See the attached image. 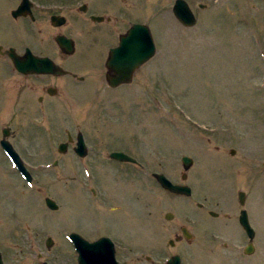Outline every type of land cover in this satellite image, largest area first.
Segmentation results:
<instances>
[{
  "label": "rangeland",
  "instance_id": "1",
  "mask_svg": "<svg viewBox=\"0 0 264 264\" xmlns=\"http://www.w3.org/2000/svg\"><path fill=\"white\" fill-rule=\"evenodd\" d=\"M186 1L193 27L176 19L175 0H139L157 52L132 85L93 90L79 106L58 104L46 114L16 108L14 122L3 124L33 175L28 183L0 151L5 264H77L71 232L90 241L111 237L120 264H167L175 254L182 264H264V0ZM19 2L0 0V26L13 23ZM9 111L0 110V122ZM78 131L89 146L85 157L73 150ZM68 132L73 141L61 153ZM116 150L139 164L112 159ZM185 155L193 159L186 172ZM154 172L192 194L169 192ZM239 191L256 232L251 254L237 223L220 230L225 212L238 217Z\"/></svg>",
  "mask_w": 264,
  "mask_h": 264
},
{
  "label": "flooded vegetation",
  "instance_id": "2",
  "mask_svg": "<svg viewBox=\"0 0 264 264\" xmlns=\"http://www.w3.org/2000/svg\"><path fill=\"white\" fill-rule=\"evenodd\" d=\"M22 1L11 11L13 23L9 28L0 26V110L10 107L0 122V151L4 153V140L19 151L9 139L13 135L11 126L3 125L14 122L16 108L36 107L46 114L49 107L58 104L77 107L93 90L123 91L135 82L143 67L135 69L129 83L113 86L109 82L113 74L108 65L111 51L134 24L144 23L138 17L139 0H30L29 8L15 16L13 12ZM75 1L78 5L73 8ZM60 37L70 43L67 50L59 43ZM11 55L26 61L32 56L45 58L53 70L20 71ZM243 207L238 217L225 212L220 230L235 222L247 236L240 221ZM208 214L219 218L218 214L212 215V210ZM248 220L252 226L249 212Z\"/></svg>",
  "mask_w": 264,
  "mask_h": 264
},
{
  "label": "water",
  "instance_id": "3",
  "mask_svg": "<svg viewBox=\"0 0 264 264\" xmlns=\"http://www.w3.org/2000/svg\"><path fill=\"white\" fill-rule=\"evenodd\" d=\"M29 6V0H23L18 10L14 11L13 14L15 16H18L20 12H24L29 8ZM173 13L176 18L185 26L192 27L197 23V17L186 0H176L173 6ZM58 40L65 49L70 44L67 40H64V37H60ZM156 52L157 48L150 27L147 24H134L126 34L121 36L120 45L111 51V55L109 56L108 60V65L113 71L112 76L109 75L108 77L110 84L116 86L121 83L131 82L135 69L149 61L156 54ZM11 56L14 60L16 68L20 71L48 72L53 70L51 65L47 63V60L45 58H37L35 56H32V59L30 57L29 60L26 61L16 56ZM69 139L72 140L71 134H69ZM67 146V142L61 143L59 151L62 153L66 152ZM3 147L13 159L17 167L21 170V172L29 181H31L32 175L26 169L22 158L20 157L18 152L14 150L10 142L4 140ZM87 150L88 148L85 143L84 136L80 132L77 136V146L75 147V152L78 155L84 157L88 153ZM234 151L235 150H232V152ZM110 157L122 162L137 163L136 159L121 151L112 152L110 154ZM182 162L184 169L187 171L190 169L193 163V159L191 157L184 156L182 158ZM155 177L164 188L173 193L190 195L192 192L189 186L174 184L164 174H155ZM186 177V174H184L183 178L186 179ZM239 197L240 202L244 204L245 193L241 191L239 193ZM46 203L52 209L58 208L56 201L49 197L46 198ZM172 217V213H167L168 219H171ZM240 220L248 235L252 239V244L248 246L246 252L253 253L255 250L253 244L255 230L249 223L247 210H242ZM183 233L187 237H190V233L186 228H183ZM70 238L73 240L76 250L79 253V264H119L116 259L115 244L110 237H101L91 242L78 233H71ZM52 242V238L49 237L47 239V245L51 246ZM170 243L174 244V241L171 240ZM0 264H4L1 251ZM169 264H181V257L179 255L173 256L169 260Z\"/></svg>",
  "mask_w": 264,
  "mask_h": 264
}]
</instances>
